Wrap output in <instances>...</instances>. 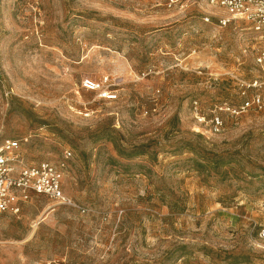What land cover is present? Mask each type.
I'll return each mask as SVG.
<instances>
[{"label": "rangeland", "instance_id": "obj_1", "mask_svg": "<svg viewBox=\"0 0 264 264\" xmlns=\"http://www.w3.org/2000/svg\"><path fill=\"white\" fill-rule=\"evenodd\" d=\"M208 14L212 22L202 18ZM208 0H0V134L27 164L72 152L64 192L0 215V264H264V108L248 24L219 28ZM107 76L116 98L81 80ZM264 94V92H263Z\"/></svg>", "mask_w": 264, "mask_h": 264}, {"label": "built area", "instance_id": "obj_2", "mask_svg": "<svg viewBox=\"0 0 264 264\" xmlns=\"http://www.w3.org/2000/svg\"><path fill=\"white\" fill-rule=\"evenodd\" d=\"M179 1L162 0V4L172 9ZM208 4L223 10V14L215 16L219 28L240 21L248 24L258 38H264V0H208ZM211 15L213 14L204 16L202 21L212 22ZM253 63L258 73L254 78L245 79L231 74L241 98L240 104L228 105L224 102L215 105L210 110L209 118H206L197 111V102L194 103L197 123L207 126L205 132L216 134L222 130L224 123L221 111L238 115L249 109L258 111L264 108V45L254 54ZM81 87L97 92L100 99L112 100L117 96L107 76L103 80L84 78L81 80ZM25 142L27 137L14 139L0 134V215H18L23 204L32 196H43L56 205H66L81 214L85 213L86 208L76 204L64 192V179L72 157L71 150L64 149L62 156L55 161L43 160L37 164H27L20 155ZM258 236L264 240V228L259 230Z\"/></svg>", "mask_w": 264, "mask_h": 264}]
</instances>
